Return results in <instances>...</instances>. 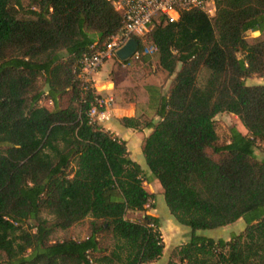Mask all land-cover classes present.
Returning <instances> with one entry per match:
<instances>
[{"label": "trees", "instance_id": "16d2710c", "mask_svg": "<svg viewBox=\"0 0 264 264\" xmlns=\"http://www.w3.org/2000/svg\"><path fill=\"white\" fill-rule=\"evenodd\" d=\"M213 2L212 17L198 9L173 22L158 16L144 42L136 39L138 49L155 48L169 78L164 92L152 89L149 120H121L150 130L143 171L123 139L91 122L95 96L77 78L83 57L122 32L112 5L0 0V264L159 261L147 173L190 229L168 264H264V161L254 155L264 145V84L246 82L264 80V0ZM219 114L234 115L245 134L231 129L222 142ZM131 213L143 216L133 222ZM238 220L244 229L228 240L197 234ZM83 223V239H54Z\"/></svg>", "mask_w": 264, "mask_h": 264}, {"label": "rangeland", "instance_id": "374dc122", "mask_svg": "<svg viewBox=\"0 0 264 264\" xmlns=\"http://www.w3.org/2000/svg\"><path fill=\"white\" fill-rule=\"evenodd\" d=\"M258 34L254 32H248L247 38H257ZM264 38V34L261 36ZM144 47H148L146 44ZM147 59V60H145ZM128 64L121 65L115 59L107 62L104 66L109 65L108 70L103 71L101 67L98 75L101 83L112 81L113 83V96L115 98L116 105L127 104L130 101H134L141 92L145 93L146 84H156V88L161 89L163 92L167 89L169 84V78L166 73L163 72L159 65L156 53H152L147 57L140 58L139 60L130 59ZM153 79V81H152ZM248 85H262L264 84L263 79H249L246 81ZM147 88V86H146ZM105 94L104 92H102ZM112 94V93H111ZM134 97V99H133ZM41 105L50 106V103L45 99L42 100ZM153 114V112H152ZM141 121L149 120L148 118H140ZM216 131L222 142H227L229 137V131L236 129L242 133L245 130L241 126L238 119L231 114H219L215 117ZM111 124V120L108 123L102 124V128H106ZM126 142V141H125ZM135 143V142H130ZM127 145V143H126ZM138 145V144H137ZM139 147V146H138ZM142 148V146H141ZM264 145H259L255 150V158L258 161L263 156ZM138 160L141 161L143 169L147 171L142 154L139 155ZM148 179H150L148 181ZM154 179V178H153ZM152 177H147V181L143 184L145 190L149 194H153L154 199L152 200L154 207H148L146 214L157 217L160 221V233L164 243L163 255L159 261L153 264H168L171 254L174 249L182 245L189 239L190 229L184 226H180L175 222L172 216L169 214L160 187L156 185ZM156 180V179H155ZM143 213L128 214L127 218L133 222L140 221ZM244 229V222L239 220L229 226L214 229L198 231L197 234L212 239H223L228 240L231 234L240 233ZM87 225L86 223L79 224L67 232H57L54 234V239H62L65 237L73 238L75 240H81L86 236Z\"/></svg>", "mask_w": 264, "mask_h": 264}, {"label": "built area", "instance_id": "2783aa9c", "mask_svg": "<svg viewBox=\"0 0 264 264\" xmlns=\"http://www.w3.org/2000/svg\"><path fill=\"white\" fill-rule=\"evenodd\" d=\"M121 16L122 32L109 38L107 43L96 51L87 54L81 61L78 74L82 92L91 90L94 94V105L88 111L91 122L102 125L108 123L113 116L115 99L113 94L97 91L94 84L95 75L107 62L116 59L115 52L129 39H141L150 30L153 21L158 16H165L170 22L176 21L180 11L198 9L209 17L214 16L213 0H105ZM139 48V47H138ZM155 53V48L144 47L137 49L131 59L139 60L142 57ZM117 62L121 65L124 63Z\"/></svg>", "mask_w": 264, "mask_h": 264}, {"label": "crops", "instance_id": "0c3cea01", "mask_svg": "<svg viewBox=\"0 0 264 264\" xmlns=\"http://www.w3.org/2000/svg\"><path fill=\"white\" fill-rule=\"evenodd\" d=\"M254 33L259 35L258 32H254ZM107 62H109V61H107ZM108 67H109V65L104 66L102 68L101 72L104 73L103 71L108 70ZM101 72L98 71V73L95 75V78H94L95 88L99 92H104L105 94L106 93H112L113 94V92H112L113 91L112 81H107L104 83L100 82L98 75L101 74ZM152 81H153V79H152ZM151 83L146 84L147 88H146V86L144 88L145 93L141 92L140 95H138V97L134 101H130L129 103L122 104V105H119V104L116 105V103H115L113 106V116L111 119V124L106 128L108 131H110L115 136L126 141L127 149L129 151V155H130L131 159L133 161H135L136 163H138L143 171H146V170L143 169V167L141 165V161L138 160V157H139V155L142 154L141 153V146H142L143 140L149 134L150 130L144 129V130L139 131V130H135V129H131V128H125L122 125L121 120H122V118H135V117L138 119H140L141 117L150 119L153 116L154 113L152 114V112H153V109L155 106V98L153 96L154 94L152 95L151 92H152L153 88H156L155 87L156 84H151ZM156 89H158V88H156ZM133 99H134V97H133ZM242 134H245V133H242ZM130 142H135V143H130ZM254 155H255V152H254ZM263 156H264V153H263ZM259 161H264V158H261ZM146 176L149 177V174L147 173ZM153 181L156 185H158V187H160L157 180L153 179ZM160 191L162 192L161 188H160ZM151 264H153V263H151Z\"/></svg>", "mask_w": 264, "mask_h": 264}, {"label": "water", "instance_id": "95a60500", "mask_svg": "<svg viewBox=\"0 0 264 264\" xmlns=\"http://www.w3.org/2000/svg\"><path fill=\"white\" fill-rule=\"evenodd\" d=\"M139 44L135 39H129L120 49L115 52V56L119 62L125 63L131 59L137 51Z\"/></svg>", "mask_w": 264, "mask_h": 264}]
</instances>
